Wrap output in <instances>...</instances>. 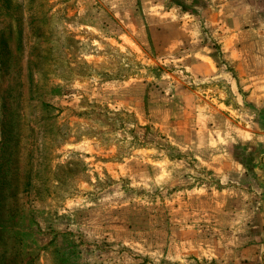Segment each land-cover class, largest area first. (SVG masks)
<instances>
[{"label": "rangeland", "instance_id": "rangeland-1", "mask_svg": "<svg viewBox=\"0 0 264 264\" xmlns=\"http://www.w3.org/2000/svg\"><path fill=\"white\" fill-rule=\"evenodd\" d=\"M216 6L213 0H0V38L10 59L0 91L12 85L13 95L23 94L25 131L40 130L24 135L17 163L28 165L39 193L22 199L20 229L31 264L264 261V253L253 259L243 252L247 240L240 234L251 218L249 230L258 231L262 199L247 202L244 195L242 207L231 208L191 150L203 149L198 131L215 118L246 130L234 146L241 157L264 149V111L246 92L252 81L239 77L208 28L212 13L205 10ZM185 8L190 17L175 12ZM254 34L261 45L250 50L259 57L264 31ZM197 54L211 58L212 69L191 60ZM28 74L55 108L48 124L36 125L41 112L24 99ZM214 85L224 88L221 100L231 108L196 110L193 101L204 104L202 93Z\"/></svg>", "mask_w": 264, "mask_h": 264}, {"label": "crops", "instance_id": "crops-1", "mask_svg": "<svg viewBox=\"0 0 264 264\" xmlns=\"http://www.w3.org/2000/svg\"><path fill=\"white\" fill-rule=\"evenodd\" d=\"M213 1L218 4V6H216L217 9H209L208 11L205 10L206 14L212 13L211 18L213 22L208 28L211 29L215 41L222 49L225 60L229 64H235L234 68L240 73L239 77H241L244 82L252 81L248 86V91H246L250 96V100L255 101V105L252 106H257L258 110L260 109L261 111H264V48L262 47L259 50L261 55L259 57L255 56L256 53H253L250 50L251 48L261 45V42L253 36H255V32L264 31V24H262L259 19V7L260 2L262 1ZM175 12H178L179 15L184 17H190L193 11L185 8L182 9L183 13L181 11H177V9ZM169 13L172 14V11L164 12L166 16H168ZM193 14L198 16L200 12ZM242 17L245 19L244 23L241 22L243 20ZM262 45L264 46V43ZM195 56L196 57L191 60H196V63L203 62V64L207 65L208 68L212 69L211 64H214V62L211 58L198 54ZM257 58L260 61L258 63H256ZM193 64L194 62H191L192 69L194 68ZM213 75L218 78H228L227 76L229 74L216 72ZM210 90L212 93H210V91H205L202 93L203 95H201L207 99L204 100V104L201 103L197 97L195 99L196 101H193L196 110H199L201 106H207L211 109L214 108L221 113L224 112V110L231 108V105H228L226 102L221 100V98L227 96L224 88H220L219 85H214ZM230 102L232 101L229 100V104ZM212 122V127L204 126V130L202 132L198 131L204 135L202 144H200L203 146V149L198 148L197 146L194 150L191 149L192 154L200 165L207 170L206 175H211L219 181L218 185L221 184L220 190L223 189V192H226L229 203L231 202V208L236 209L242 207L241 196L244 195L247 196V202L252 200L254 203L257 200L262 199L261 205L263 208L264 149L258 153L250 152L248 155L244 150V154L241 153L243 157H241L240 154H237L236 151H234V146H236V144L241 145L239 142L245 140L247 136L246 130H242L241 127H238V125L230 118H215L212 119ZM196 126L198 127V124ZM189 145L193 147L196 144L190 143ZM262 196L263 198H261ZM251 205L253 204H247V206ZM250 224H255L253 219H246L242 223V225L246 226V230L240 234L247 240L243 252L252 256L254 259L259 253H264V210L262 217H260L259 220L258 231L253 228V231L256 232L249 230L251 228ZM235 230L236 228H234V232ZM261 264H264V261Z\"/></svg>", "mask_w": 264, "mask_h": 264}, {"label": "trees", "instance_id": "trees-1", "mask_svg": "<svg viewBox=\"0 0 264 264\" xmlns=\"http://www.w3.org/2000/svg\"><path fill=\"white\" fill-rule=\"evenodd\" d=\"M7 48V43L0 38V72H7L10 66ZM28 75V93L24 99H28L29 106L33 104L41 112V115L36 117V125L48 124L53 119L51 112L55 108L44 102L47 94L38 93L37 83L30 78V74ZM13 90V86L8 85L6 89L0 91V264H31V253L23 246L25 233L20 229V220L23 221L25 218V204L22 199L27 194L34 193L39 196V193L31 186L34 177L27 170L28 165L21 168L17 163L22 153L21 143L24 135L30 137L40 130L30 126L29 131H25L22 121L24 111L20 108L23 94L13 95ZM47 133H51V128L45 129V134ZM27 152L28 164H32L31 150Z\"/></svg>", "mask_w": 264, "mask_h": 264}]
</instances>
